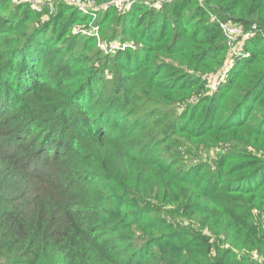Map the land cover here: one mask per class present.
<instances>
[{
	"label": "trees",
	"instance_id": "1",
	"mask_svg": "<svg viewBox=\"0 0 264 264\" xmlns=\"http://www.w3.org/2000/svg\"><path fill=\"white\" fill-rule=\"evenodd\" d=\"M146 1L97 11L104 53L69 0H0L4 264H264V0ZM220 21L257 31L205 96Z\"/></svg>",
	"mask_w": 264,
	"mask_h": 264
},
{
	"label": "built area",
	"instance_id": "2",
	"mask_svg": "<svg viewBox=\"0 0 264 264\" xmlns=\"http://www.w3.org/2000/svg\"><path fill=\"white\" fill-rule=\"evenodd\" d=\"M73 3L77 9L84 13L88 14L91 17L90 23L85 27H74L73 31L75 33H81L86 35L94 36L97 39V44L101 48L104 53H108L118 49H124L127 46L132 44L123 42V43H112L107 45L100 39L99 33V25L96 23V13L99 9L115 7L118 12H122L124 10L129 9L132 6L134 0H106L97 2L96 0H69ZM173 0H147V4L152 6H159L164 2H170ZM14 3L27 2L35 11H40L42 8V4L38 0H12ZM49 11H52V5L49 4ZM219 26L222 32V36L224 38V43L226 46V57L225 62L222 68H220L217 73V80L212 82L207 74L202 76V84L204 89L211 88L212 90L217 89L219 87V81H223L227 78L229 71L233 67L235 61L240 57L248 55L245 50H240V46H243L244 40H248L255 36L257 28L255 24H252L249 28L244 27L241 24L232 22V21H220ZM213 75V74H212ZM211 75V76H212ZM205 79H209V83L206 82ZM193 98H187L178 102L179 109H183L186 104L191 103Z\"/></svg>",
	"mask_w": 264,
	"mask_h": 264
},
{
	"label": "rangeland",
	"instance_id": "3",
	"mask_svg": "<svg viewBox=\"0 0 264 264\" xmlns=\"http://www.w3.org/2000/svg\"><path fill=\"white\" fill-rule=\"evenodd\" d=\"M11 1V3H12V0H10ZM41 4H43V3H49V4H51L52 5V0H38ZM98 1H106V0H98ZM49 13H50V11H49ZM48 13V14H49ZM90 17H92V16H90ZM95 18H97V13H96V17ZM74 27H78L76 24H74L73 26H72V31H73V28ZM73 33H75L74 31H73ZM240 50H245L244 49V46H240V48H239ZM219 69L218 68H216L214 71H211V72H208L207 73V75L209 76V77H206V78H210L211 79V81L212 82H215L216 80H217V73L219 72L218 71ZM213 74V75H212ZM212 75V76H211ZM206 80V82L207 83H209L210 81H209V79H205ZM225 80H223V81H219V86H220V84L221 83H223ZM202 86H203V84H202ZM218 88V87H217ZM215 90H217V89H215ZM215 90H212L211 88H206V89H204V87H203V89L201 90L204 94H205V96H209V95H211L213 92H215ZM177 107H179V104L178 103H176V104H174V105H171V108L172 109H176ZM208 153V154H207ZM211 155V152H210V154H209V151L208 152H205L204 150H203V147L202 146H200V147H198V150L197 151H195V152H193L192 153V155L190 156V159L192 160L191 162H197V160H203V159H207L208 160V156H210ZM187 162H189V161H187ZM165 207H168V206H165ZM169 208V207H168ZM18 226L16 225L15 226V229L17 228ZM16 232V234H18V231H16V230H14V231H12V233H10L9 235H7V237H9V236H13L14 235V233ZM205 232H207L206 230H205ZM1 235V234H0ZM179 240H180V237L178 238ZM181 240L182 241H185V240H187L186 238H181ZM0 245H1V239H0ZM6 245H3V246H1L0 248H2V247H5ZM0 255H1V252H0ZM0 264H4L3 263V257H1L0 258Z\"/></svg>",
	"mask_w": 264,
	"mask_h": 264
}]
</instances>
